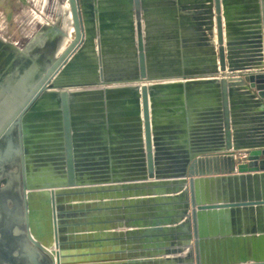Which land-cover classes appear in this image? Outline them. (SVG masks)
I'll list each match as a JSON object with an SVG mask.
<instances>
[{
  "label": "water",
  "instance_id": "obj_1",
  "mask_svg": "<svg viewBox=\"0 0 264 264\" xmlns=\"http://www.w3.org/2000/svg\"><path fill=\"white\" fill-rule=\"evenodd\" d=\"M150 1L46 0L24 47L0 36V264H264V0L161 2L160 26ZM188 15L208 67L152 69ZM134 82L135 117L76 127L79 89Z\"/></svg>",
  "mask_w": 264,
  "mask_h": 264
},
{
  "label": "crops",
  "instance_id": "obj_2",
  "mask_svg": "<svg viewBox=\"0 0 264 264\" xmlns=\"http://www.w3.org/2000/svg\"><path fill=\"white\" fill-rule=\"evenodd\" d=\"M177 0H151L149 3H151V6L148 7V9H153L155 12L153 13L154 21L156 22L155 26H160L162 23L159 24V21H163L164 15H160V9H162V6H160L158 3L161 2H169ZM177 7V14L180 13L179 6ZM169 9L171 12L174 9V7L170 4H165L163 6V9ZM176 13V12H175ZM179 15L174 16L173 18L168 16V19H175L177 22L179 20ZM190 21L187 25V29L182 30L180 28V24L176 23L178 27H176L174 30L177 29V32L175 34H170L168 38V34H166V31L157 29L159 27H155L151 34L150 38H152L153 42L155 43L156 49L154 52V55L150 58L151 64L150 67L156 71L158 70H172L176 68H192V69H204L208 67V55H209V47L207 43H203L202 41H199V43L195 44L196 40H198L199 32L195 29L194 21L191 20L192 16H187ZM1 36V35H0ZM110 38H113L116 36V34L110 33L106 35ZM182 36H185L187 41L182 40ZM2 37V36H1ZM100 32H98V35L95 39V42L101 38ZM3 38V37H2ZM167 39H171L172 41H181V45L185 43V47H178L176 44L174 47H170V50L167 52V50L164 48L166 47L165 42H167ZM198 42V41H197ZM202 42V43H201ZM187 45V46H186ZM110 48L104 56L106 57V62L108 63H115V65H120L125 60V56L121 58H116L115 54H113V51ZM114 65V64H113ZM159 74V73H158ZM199 78H205L207 74L205 73H199ZM170 80H176L175 78L168 79L165 77V79L160 80L161 82L164 81H170ZM203 80V79H200ZM137 82L134 83H112L107 85L105 87L104 85H94V86H88V87H82L80 92L76 93L75 95L70 96V98L73 99L70 110L72 116L75 118V125L76 127H89L93 126L95 124H98L97 122L102 121L99 117L100 109L105 108V110L109 111V114L114 117V119H117L116 121H125L127 118L135 117L137 114V104H136V94L128 89L130 86H136ZM106 90H110L109 92H106ZM61 105V102H60ZM44 111V110H43ZM61 106H60V112L59 116L62 117L61 112ZM46 112V113H45ZM42 114V115H41ZM40 115L42 117L47 116V110L41 113ZM122 117V118H121ZM120 118V119H118ZM43 121V120H42ZM45 122V120L43 121ZM24 128H21L20 132L28 131V126ZM85 130V129H84ZM28 156L27 151L23 147L22 151V159L26 163V158Z\"/></svg>",
  "mask_w": 264,
  "mask_h": 264
},
{
  "label": "rangeland",
  "instance_id": "obj_3",
  "mask_svg": "<svg viewBox=\"0 0 264 264\" xmlns=\"http://www.w3.org/2000/svg\"><path fill=\"white\" fill-rule=\"evenodd\" d=\"M46 0H0V35L10 42L23 44L39 28L40 11ZM64 0H49L46 11L54 14V8L63 9ZM58 2L63 3L58 4ZM61 5V6H60Z\"/></svg>",
  "mask_w": 264,
  "mask_h": 264
},
{
  "label": "flooded vegetation",
  "instance_id": "obj_4",
  "mask_svg": "<svg viewBox=\"0 0 264 264\" xmlns=\"http://www.w3.org/2000/svg\"><path fill=\"white\" fill-rule=\"evenodd\" d=\"M91 23L92 24H90V27H89V29H90V31H92V32H94V33H97V35H98V32H100V28H99V22L96 20V19H92L91 20ZM38 31V29L36 30V32ZM36 32H34V33H32L29 37H28V39L26 40V42L25 43H23V44H19V43H16V42H13V43H16L17 44V46H19V47H24L27 43H28V41L30 40V38L36 33ZM101 34V33H100ZM8 41V40H7ZM53 44H54V47H55V45L58 43V39H56V40H54L53 42H52ZM30 59H32V54H30Z\"/></svg>",
  "mask_w": 264,
  "mask_h": 264
},
{
  "label": "built area",
  "instance_id": "obj_5",
  "mask_svg": "<svg viewBox=\"0 0 264 264\" xmlns=\"http://www.w3.org/2000/svg\"><path fill=\"white\" fill-rule=\"evenodd\" d=\"M248 159V153H241L237 160L241 162H247Z\"/></svg>",
  "mask_w": 264,
  "mask_h": 264
},
{
  "label": "bare ground",
  "instance_id": "obj_6",
  "mask_svg": "<svg viewBox=\"0 0 264 264\" xmlns=\"http://www.w3.org/2000/svg\"><path fill=\"white\" fill-rule=\"evenodd\" d=\"M66 6H67V5H66ZM66 6H65L63 9L61 8L60 11L63 12V11L65 10ZM66 25H67V22H66ZM69 29H70V28H69Z\"/></svg>",
  "mask_w": 264,
  "mask_h": 264
}]
</instances>
